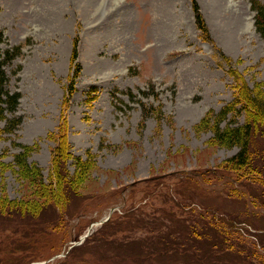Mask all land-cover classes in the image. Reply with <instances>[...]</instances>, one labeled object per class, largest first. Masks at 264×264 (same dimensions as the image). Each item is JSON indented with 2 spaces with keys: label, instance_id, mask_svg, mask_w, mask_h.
<instances>
[{
  "label": "rangeland",
  "instance_id": "rangeland-1",
  "mask_svg": "<svg viewBox=\"0 0 264 264\" xmlns=\"http://www.w3.org/2000/svg\"><path fill=\"white\" fill-rule=\"evenodd\" d=\"M196 1L207 35L192 0H0L24 118L0 135V264H264V121L255 174L198 127L264 92V39L251 0ZM15 143L34 148L29 175Z\"/></svg>",
  "mask_w": 264,
  "mask_h": 264
},
{
  "label": "trees",
  "instance_id": "trees-1",
  "mask_svg": "<svg viewBox=\"0 0 264 264\" xmlns=\"http://www.w3.org/2000/svg\"><path fill=\"white\" fill-rule=\"evenodd\" d=\"M251 6L252 10L256 13V31L264 39V3H262L260 0H251ZM192 8L198 29L204 35H207V26L196 0H192ZM4 41V33L2 30H0V43H3ZM78 47L79 39L75 38L72 53V64L76 68L74 77L78 76L80 70L79 64L77 63V59L79 56ZM19 56H22L21 46H16L5 51H2L0 49V135L15 134L22 125L24 119L22 116L18 115V108L22 94L18 91H11L9 90V88H7L9 77L5 70L6 65L12 63V61ZM72 89L73 85L70 86V92H72ZM143 94L146 95L145 92H143ZM239 105L241 108L237 110V107H239ZM242 108H244L245 111H248V119L245 124H236V126H233L234 124H232V122L229 120V116L232 113H236L237 111L240 112ZM213 114H215L214 111L208 112L198 127L202 126L212 130L214 134V140L217 145L226 147L228 149H238L236 155H234L229 160V164L231 165L230 168L240 172L243 171L246 174L249 173V167H251L250 165L252 159L250 147L253 139V134L255 131H257L261 120L264 121V92L254 91L253 89H249L245 85L241 91V94L239 93V95L235 97L232 103L228 104L220 112L216 113L214 122ZM3 123L4 125L1 127V124ZM211 123H213V126L211 125ZM223 124L225 125L223 126ZM14 146L19 147L20 149L18 153L13 155L16 165L24 169V172L29 175L31 173V169L34 168L33 164L29 163L28 159L34 151V148L32 146L24 145L21 143H15ZM63 153L64 151L59 147L56 149L53 159V164L55 167L59 166ZM88 166V159L82 160L81 158H77L76 171H87L89 168ZM36 170L40 183L44 185L42 183L43 175L41 169L37 167ZM259 172L261 173L260 170ZM252 173L255 174V170L252 169V172H250L249 174Z\"/></svg>",
  "mask_w": 264,
  "mask_h": 264
}]
</instances>
